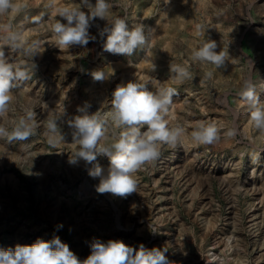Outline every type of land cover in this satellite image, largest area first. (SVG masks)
<instances>
[{
	"label": "rangeland",
	"instance_id": "1",
	"mask_svg": "<svg viewBox=\"0 0 264 264\" xmlns=\"http://www.w3.org/2000/svg\"><path fill=\"white\" fill-rule=\"evenodd\" d=\"M14 2L20 10L0 17V25L23 23L25 38L40 41L41 52L34 58L32 78L12 91L0 125L11 129L32 110L38 127L26 142L0 139V247L7 249L12 235L14 247L56 235L81 260L90 254L93 239H118L136 248H166L171 264H264V134L253 127L238 95L250 78L264 101L259 89L264 82V0H110V19L125 18L129 28L142 22L155 30L149 50L138 48L131 56L104 51L106 36L99 30L107 21L99 18L89 29L95 41L85 47L56 45L51 31L61 19L56 8L75 7L80 0H55L52 8L46 7L49 0ZM41 13V22H31ZM206 39L226 54L224 67L191 60ZM4 51L9 62L26 63L7 47ZM170 64L188 67L191 79H173ZM97 70L109 78L94 80L91 73ZM128 82L145 83L153 92L175 89L169 125L183 126L186 134L175 149L162 145L160 157L135 173V193L99 194V180L89 177L88 166L68 163L78 146L67 125L62 126L65 140L50 145L46 124L63 108L68 117L82 115L77 109L85 102L91 105L89 114L109 110L115 88ZM201 121L220 127L218 142L192 141L190 133ZM233 126L238 135L229 138L225 133ZM112 142L111 134L101 141ZM97 162L105 171L110 163L105 156ZM58 224L63 225L59 230Z\"/></svg>",
	"mask_w": 264,
	"mask_h": 264
},
{
	"label": "clouds",
	"instance_id": "2",
	"mask_svg": "<svg viewBox=\"0 0 264 264\" xmlns=\"http://www.w3.org/2000/svg\"><path fill=\"white\" fill-rule=\"evenodd\" d=\"M186 2V0H185ZM170 0H165L169 4ZM55 6V0H49L46 7ZM20 5L14 0H0V17L19 11ZM110 0H80L78 6H62L56 8L57 19L51 25L56 45L59 48L71 46L85 47L96 36L90 34V27L97 18L107 21L99 30L101 37L106 36L103 49L112 54L131 56L138 48L149 50V44L155 33L154 29L145 24L136 23L129 28L125 18H109ZM83 9H87L84 11ZM45 13L32 17L31 22L39 23ZM28 19V18H26ZM63 21V22H62ZM198 32L202 26H197ZM25 58L26 63L9 62L4 48ZM217 42L206 39L205 42L191 53L193 62L209 63L216 68L225 66L227 56L217 51ZM41 52L38 40H27L24 35L23 23L0 25V117L9 111L12 91L23 86L32 78L36 68L34 58ZM155 66L152 65V68ZM172 78L178 82L191 79L186 66L170 64ZM96 81H104L109 74L97 70L91 73ZM210 78L212 73H207ZM264 89V82H260ZM258 86L250 78H245L238 93L241 102L246 105L249 119L255 129L264 134V101L258 95ZM173 88H160L156 92L149 91L145 83L128 82L118 85L112 93L110 109L89 114L91 105L85 102L77 109L82 115L68 117L65 109L50 117L46 128L48 143L58 144L65 140L62 126L67 125L72 141L78 147L69 155L68 163L78 165L85 163L89 177L98 179L95 190L99 194L109 193L114 196L126 197L136 192L135 173L147 165L153 164L161 155V146L175 149L182 144L186 134L183 126L169 125V113L176 95ZM36 113L26 110L23 116L16 119L11 129L0 125V139L12 142H26L37 129ZM221 129L213 122H199L190 136L197 145H212L221 139ZM114 136V142L102 144L107 135ZM225 135L236 137L235 126L229 128ZM22 147H27L22 144ZM98 156L109 159V167L105 169L97 162ZM63 227L56 226L57 230ZM90 254L81 260L68 244L54 235L50 240L38 238L31 245H19L14 248H0V264H171L167 259V249L147 248L140 244L138 248L129 246L122 240L106 242L93 239Z\"/></svg>",
	"mask_w": 264,
	"mask_h": 264
},
{
	"label": "bare ground",
	"instance_id": "3",
	"mask_svg": "<svg viewBox=\"0 0 264 264\" xmlns=\"http://www.w3.org/2000/svg\"><path fill=\"white\" fill-rule=\"evenodd\" d=\"M145 2H146V1H145ZM143 3H144V2H143ZM118 4H119V3H118ZM18 5H19V3H18ZM137 9H138V8H137ZM152 12H153V11H152ZM187 12H188V11H187ZM126 13H127V12H126ZM198 14H199V13H198ZM146 16H147V15H146ZM211 16H212V15H211ZM151 17H152V16H151ZM150 24H151V23H150ZM130 67H131V66H130ZM259 89H260V88H259ZM261 91H262V90H259V93H258L259 96H260L261 93H262ZM263 91H264V89H263ZM260 92H261V93H260ZM173 107H174V105H173ZM174 117H175V116H174ZM242 120H243V119H242ZM235 123H236V122H235ZM245 127L247 128V126H245ZM249 127H250V125H249ZM250 130H251V128H250ZM253 130H254V129H253ZM257 132H258V131H257ZM257 132H256V133H257ZM251 133H252V132H251ZM259 133H260V132H259ZM254 135H255V134H254ZM257 135H258V134H257ZM255 136H256V135H255ZM257 137H258V136H257ZM261 139H262V136H261ZM263 141H264V140H263ZM184 146H185V145H184ZM189 146H190V145H189ZM191 146H192V145H191ZM191 146H190V147H191ZM261 146H262V145H261ZM255 148H256V147H255ZM262 150H263V149H262ZM174 154H175V153H174ZM255 154H256V153H255ZM164 161H165V160H164ZM166 161H167V160H166ZM170 164H171V163H170ZM164 165H165V164H164ZM166 165H167V163H166ZM166 165H165V166H166ZM161 166H162V165H161ZM167 167H168V166H167ZM167 167H166V168H167ZM167 169H168V168H167ZM250 208H251V207H250ZM252 208H254V207H252ZM254 211H255V210H254ZM255 213H256V212H255ZM255 213H254V214H255ZM253 216H254V215H253ZM197 217H198V216H197ZM256 217H257V216H256ZM257 219H258V218H257ZM200 220H201V219H200ZM252 222H253V221H252ZM225 224H226V222H225ZM226 225H227V224H226ZM255 226H256V225H255ZM255 226H254V228H255ZM226 228H227V227H226ZM226 228L224 227L223 230H225ZM254 228H253V230H254ZM229 229H230V228H229ZM229 229H228V230H229ZM249 229H250V228H249ZM249 229H248V230H249ZM256 229H258V228H256ZM215 230H216V229H215ZM226 230H227V229H226ZM226 230H225V231H226ZM254 231H255V230H254ZM217 232H218V231H217ZM217 232H216V233H217ZM228 232H229V231H228ZM222 233H223V231H222ZM250 233H251V232H250ZM253 233H254V232H253ZM255 234H256V233H255ZM215 235H216V234H215ZM222 235H223V234H222ZM256 235H257V234H256ZM9 236H10V235H9ZM9 236H8V237H9ZM12 236H13V235H12ZM12 236H10L9 239L7 238V239H8V241H7L8 244L5 243L6 246H7V249H8V248H14V241H13L14 238H12ZM220 236H221V234H220ZM224 236H225V235H224ZM253 237H254V236H253ZM215 238H216V237H215ZM217 239H218V238H217ZM221 239H222V237H221ZM256 239H257V238H256ZM220 241H221V240H220ZM220 241H219V242H220ZM256 241H257V240H256ZM256 241L253 242L252 244H256ZM182 243H183V242H182ZM218 244H219V243H218ZM225 244H227V243H225ZM3 245H4V244H3ZM229 245H230V244H229ZM229 245H228V246H229ZM230 246H231V245H230ZM248 246H249V245H248ZM233 247H234V246H233ZM233 247H232V248H233ZM0 248H1V247H0ZM2 248H3V246H2ZM232 248L229 249V247H228V249H229L230 251H231ZM235 248H236V246H235ZM252 248H254V247H252ZM259 248H260V247H259ZM5 249H6V247H5ZM177 249H178V248H177ZM225 249H226V248H225ZM256 249H257V248H256ZM254 250H255V249H254ZM257 251H259V250L257 249ZM234 252H235V251H234ZM232 253H233V252H232ZM210 254H211V253H210ZM210 254H209V256H210ZM212 254H213V253H212ZM239 255H240V254H239ZM213 256H214V255H213ZM233 256H234V255H233ZM237 256H238V255H237ZM239 257H240V256H239ZM211 258H212V257H211ZM215 258H216V257H215ZM215 258H214V259H215ZM232 258H233V257H232ZM234 259H235V258H234ZM207 261H208V260H207ZM216 261H217V260H216ZM220 262H221V261H220ZM214 263H215V261H214ZM242 263H243V262H241V264H242ZM238 264H239V263H238ZM243 264H244V263H243Z\"/></svg>",
	"mask_w": 264,
	"mask_h": 264
}]
</instances>
